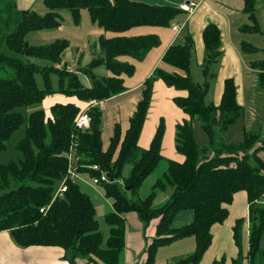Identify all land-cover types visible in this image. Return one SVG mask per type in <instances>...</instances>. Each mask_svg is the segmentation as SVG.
Returning <instances> with one entry per match:
<instances>
[{
	"label": "trees",
	"instance_id": "trees-1",
	"mask_svg": "<svg viewBox=\"0 0 264 264\" xmlns=\"http://www.w3.org/2000/svg\"><path fill=\"white\" fill-rule=\"evenodd\" d=\"M241 1L242 11L249 18V24L242 27L241 32L262 33L256 10L258 0ZM43 3L48 11L40 15L31 9H18V4L6 0L9 12L6 18H0L4 33L0 38V71L5 75H0V153L7 149L6 144L13 134L27 122L26 135L17 144L22 159L0 164V232H8L21 248L59 247L70 264H81V261L83 264H123L127 232L125 216L136 213L145 227L153 219H160L156 236L147 249L146 264H156L160 248L185 238L195 240V251L173 264H200L213 243L212 228L224 224L235 195L245 192L249 215L235 222L233 239L238 254L229 264H243L246 259L248 264H264V160L260 156L264 153V137L261 138L264 131L243 128V140L231 143L221 137L217 143V136L244 120L245 110L239 102L234 78L224 80L219 104L207 101L212 82L218 76L214 67L220 66L223 56L219 26L208 24L202 33L204 58L200 69L203 84L195 82L190 69L195 42L189 36L185 43H175L163 55L164 63L179 72L155 69L140 89L139 101L128 126L125 129L116 124L109 145L105 147L104 115L99 104L126 93L129 89L124 84L125 77L134 75L135 62L144 61L151 50L161 45L157 34L129 36L127 33L141 27L169 28L187 12L181 7L134 0H43ZM60 9L68 10L76 24L81 23V11L86 9L94 24L115 35L99 38L103 57L93 59L81 70L90 78L91 88L84 87L79 74L69 72L63 65L62 55L69 48V41L61 39L45 46H31L26 39L34 31L60 28L63 22ZM5 44L22 58L3 53ZM241 52L251 54L258 49L246 42L241 45ZM122 57H130L134 62L123 61ZM41 61L48 64L42 65ZM100 65L106 66L113 75H96L94 69ZM251 66L259 71L258 89L262 91L264 60L253 62ZM38 73L43 75L45 89L37 86ZM51 73L59 75L62 94L76 97L85 105L55 104L49 113L37 109L28 116L20 112L21 108L42 104L47 95L56 92L52 88ZM157 81L187 92L186 97L174 99L175 105L190 118L176 126V150L185 156V161L169 160L151 194L134 199L135 193L165 161L162 156L166 129L163 121L149 149L141 148L138 142ZM92 101L99 104L89 110V129L75 130L76 120ZM194 120H198L207 140L204 145L196 140ZM72 142L77 145L80 164L84 165L77 171L79 175L87 174L94 180L105 172L117 178L115 182L100 184L113 208L104 217L110 229L106 248L102 247L100 221L90 195L77 182L68 180L66 192L56 196L67 175ZM94 165H98L100 171L89 168ZM126 167H129V173L125 176ZM127 187L133 188L127 191ZM167 189H173L170 199L157 206L158 195ZM182 211L193 212L194 219L190 224L174 228L172 224ZM245 239L248 240L247 255ZM227 262L225 256L212 264Z\"/></svg>",
	"mask_w": 264,
	"mask_h": 264
},
{
	"label": "crops",
	"instance_id": "crops-1",
	"mask_svg": "<svg viewBox=\"0 0 264 264\" xmlns=\"http://www.w3.org/2000/svg\"><path fill=\"white\" fill-rule=\"evenodd\" d=\"M34 1L35 0H17V4L20 9H32L31 7L34 4ZM148 2L156 5L161 4L173 7H181L189 2H194L197 3L198 6L193 13H183L180 15L174 23L165 30L143 31L145 29H141L139 32L145 34H137L146 35L147 32L157 34L160 37L161 45L159 48L157 47V49L154 48L151 50L147 54V58L144 61L136 62L138 70L146 64H148V66L143 75H140L134 80H130V83L125 85L129 90L119 97L106 101V103H103L101 106L104 115L102 129L105 147H108L109 145L108 142L112 136L114 130L113 127L116 124L122 125L125 129L128 126L129 119L133 116V112L139 101L138 97L140 89L142 88L144 81L154 73L155 69H163L169 73L179 72V70L174 69L163 61V55L172 45L175 43L183 44L185 43V38L191 36L195 42L194 55L196 67L200 68L204 58L202 33L208 24L219 26L222 36L221 39L223 40V56L220 61L221 67L219 66L222 69L219 74V78L216 81V85L214 86L212 84L209 91L208 95L212 94L213 97L211 102L215 104L220 103L224 80L227 78H234L238 87L239 102L245 110L244 120L242 121L243 128L246 130L260 129L263 131L261 126V120L263 118H260L259 123L258 110L256 108V94L258 93L262 96L264 95V91L262 90L259 93V71L255 70L251 64L253 62L264 60L263 57L260 58L261 52H264V0H258L256 9L259 24H261L263 30L260 34L241 32V28L249 24L248 16L242 11L244 5L241 0H148ZM175 26L180 27V30H174ZM62 28V25L58 28L60 32ZM90 30L94 38L99 39L101 36H104L103 30H99L98 28H95V26L90 28ZM136 30L138 31L140 29ZM58 38H61L60 34L54 35V39ZM246 42L256 47L258 52L251 53L250 55H247L249 53L246 54L241 52V45ZM190 69L191 72L194 73L192 63ZM186 96L187 92L169 87L163 81L155 82V89L152 97L153 101L138 142L141 148L149 149L152 143L151 141L157 132L158 125L161 121L164 122L166 129L162 144V156L165 158L163 168L166 167L169 160L178 163L185 161V156L180 153L178 154L176 150V126L188 121L187 119L189 117L175 105L174 99ZM53 100L57 103L62 102L58 99ZM262 154L264 155V153H261L260 156L264 160V156ZM79 176L81 177V180L77 183L80 187H86L90 191V197L92 196V200L93 198H97L96 191L98 190L96 186L94 187L90 184L88 175L82 173ZM160 177L161 175L156 177L152 174L151 177L144 182V184H146V182H151L150 185L154 186L155 181ZM143 186L138 190V195H136L137 197H140ZM99 189L103 191L102 188ZM172 193L173 189H171L169 195L167 193V200ZM160 195H162V193H160L159 196ZM163 204L164 203H159L157 205L162 206ZM108 207L110 211H112L113 208L111 202ZM228 209L230 210V215L224 224H216L212 228L213 243L210 249L205 253L206 255L200 264H212L214 260L225 256L228 259L227 264H229L230 260L237 256V248L233 239V227L239 218H247L249 215L248 195H246L245 192H238L235 195L233 204L230 205ZM110 211L108 213H110ZM108 213H106V215ZM125 218L127 232L125 237L126 248L123 256V264H136V262H138L137 264H142L141 262L146 264L148 260L147 249L149 245L152 244L153 238L156 236L157 225L159 224L160 219H154L148 228H146L139 215L136 213H128ZM193 219V212L182 211L181 214L176 217L174 222L178 228H181L183 225L190 224ZM222 237L224 239L223 241L221 240ZM194 244L195 240L193 238L192 240L191 238H185L170 245L180 246V249L177 252L180 254L177 255H180L179 258H181L192 253ZM159 252L157 254L158 257L156 259V264H169V260L167 261L166 257L162 258V255H160ZM64 254L65 252L63 249L55 246H32L26 247V249L21 248L14 243L8 232H0V264H70L64 259ZM80 263L83 264L82 261Z\"/></svg>",
	"mask_w": 264,
	"mask_h": 264
},
{
	"label": "rangeland",
	"instance_id": "rangeland-1",
	"mask_svg": "<svg viewBox=\"0 0 264 264\" xmlns=\"http://www.w3.org/2000/svg\"><path fill=\"white\" fill-rule=\"evenodd\" d=\"M12 1H14L17 4V0H12ZM134 1L142 2V3H145V2L150 3V2H148V0H134ZM170 1H174V0H170ZM33 3L34 4L32 5L31 10L36 11L40 15L46 14L48 9L45 7L43 0H35ZM150 4H152V3H150ZM7 7L8 6L6 4V0H0V18H2V17L6 18L7 17V14L9 12ZM18 9H20V7H18ZM18 9H16V10L18 11ZM82 13H83V16H82ZM59 14L61 15V17H63V22H62L63 28H62L61 32L59 31V29H51V30H47V31H34L33 34H29L26 39L31 46H33V45L45 46L47 44H51V43H53L57 40H61V39H66L67 41H69L70 46H69V48H67L65 50V52L62 55L63 65H65L67 67V70L69 72L79 74L80 81L84 87L91 88L90 78L87 75H85L84 73H82L81 70L88 67L91 64V62L93 61V59L103 57V54H102V51L100 48V44L98 43L99 39L94 38L92 36L90 28H93V26H95V28H98L99 30H102V29L100 27H97L98 25L94 24L91 21V16H89L88 10H86V9H83L81 11L82 21L80 24L74 23L73 18L70 15V12L66 9H60ZM136 29H140V30L137 31ZM141 29H145L143 31H146V30H161V29L165 30L166 28H152V27L134 28V29H132V31L128 32L127 35L132 36V35H137V34H145V33L139 32V31H141ZM103 32H104V35L107 36L108 38L115 36L112 33H106L104 30H103ZM150 32H152V31H150ZM148 33L149 32H147V34ZM56 34H60L61 38L54 39V35H56ZM3 35H4L3 27L0 24V38L3 37ZM2 52L6 53L7 55L14 57V58H18V59L22 58L21 54H17L14 51H12L6 44L2 48ZM247 55H250V54H247ZM261 57L264 58V52H261L260 58ZM122 60L127 61V62H131V63L134 62L130 57H122ZM40 63L42 65L48 64L44 61H41ZM135 64H136V62H135ZM147 66H148V64H146L145 66H142V68L140 70H138V68H137L138 66L136 64V68H137L135 70L136 73L134 74L133 77H125V85L129 84L130 80H134V79L138 78L140 75H143L145 73ZM192 67L194 69V73H192V75H193L195 82L203 84L204 78L202 75V69L196 67L195 55L192 59ZM220 67H219V65H218V68L214 67L215 71L218 74L217 78L212 82L214 86L216 85V81L218 80L219 74L221 73L222 68H220ZM94 73L98 76H101V77L113 75L112 72H110L106 68V66H104V65H100L96 69H94ZM51 74H52L51 75L52 88H54V90H56V92L47 95L46 98L44 99V101L42 102V104L35 105L33 107H28V108L27 107L21 108L20 112H22L23 114L28 116L31 112H34L37 109H43L47 113H49L51 106H53L55 104H64V103L72 102V103H76V104H80V105H85V103L83 101L78 100L76 97H70L64 93L62 94L60 92V77H59V75L55 74V73H51ZM0 75L5 77V75L1 71H0ZM36 75H37L36 76L37 86L39 87V89H45L43 75L40 73H38ZM65 84H67V83H65ZM260 92L261 91L259 90V93ZM256 95H257L256 108L258 110L259 123H260V118H263L261 120V126H262L263 131H264V95L261 96L258 93ZM53 99H58V100H61L62 102L57 103ZM212 100H213L212 94L208 95L207 101L211 102ZM51 104H53V105H51ZM102 105H103V102L99 104L100 107ZM187 120L190 121V118H188ZM193 126H194V131H195V137H196V140H198V143H200L201 145L206 144L207 140H206V138H205V136L201 130V126H199L198 120L193 121ZM26 128H27V122L24 123L22 125V127L19 130H17L13 134V136L8 140V142L6 144L7 149L0 153V164H8L10 160L18 161V160L22 159V155L17 148V144L26 135V132H25ZM255 130L260 131L259 129H255ZM243 133H244L243 124H242V121H240L235 127L231 128L228 132L222 134L220 137L217 136V138H216L217 143H219V141L221 140L220 139L221 137L226 142L236 143L238 141L243 140L242 139ZM263 137H264V132H263L261 138H263ZM164 163L165 162L160 163L158 165V167L155 169L156 171L153 173L154 176H156V177H158V175L162 176L165 173L166 167L163 168ZM127 170H128V167H126L124 169V175L125 176L128 174ZM80 179H81V177L78 178V180H80ZM88 179L90 180V184H93V179L90 178V176H88ZM150 183L151 182H146V184H144V186L142 188V192L140 194L141 198L146 197L149 194H151L154 186L150 185ZM81 187L87 194L91 195L90 191L86 187H83V186H81ZM96 188L99 192L96 191L97 198H95V199L93 198V201L95 202V205H96V209H97L96 215H97L98 220L100 221V229H101L102 235H103L102 247L106 248L107 247L106 241L110 237V229L104 222V216L106 215V213H108L110 211V209L108 207L110 205V201L106 200L105 196L103 195V191L99 189V188H102V186L96 185ZM170 191H171V189H167L166 192L162 193V195H160V196L158 195V197H157L158 199L156 200L155 204L156 205L159 203L165 204L166 200H167L166 195H167V193L169 195ZM137 192L135 193L134 199H136V197H137L136 195H138ZM168 199H170V198H168ZM188 212H190V211H188ZM148 226L146 228H148ZM172 226L174 228H178V226L175 225V222H173ZM223 237H224V235H223ZM223 237L221 238L222 241L224 240ZM191 240H192V238H191ZM244 242H245L244 249L246 252L248 240L245 239ZM170 246L171 245L164 247V248H161V250L159 252L160 255H162V258L166 257L167 261L169 260L168 261L169 264H173L175 261H177L183 257L192 255V253H194V251H195V244H194V248H193V251L191 254L179 258L180 255H177V254H180V253H177V252L179 251L180 246H171V248H170ZM246 255H247V252H246ZM141 263L143 264V262H141ZM243 264H248L247 259L243 262Z\"/></svg>",
	"mask_w": 264,
	"mask_h": 264
},
{
	"label": "built area",
	"instance_id": "built-area-1",
	"mask_svg": "<svg viewBox=\"0 0 264 264\" xmlns=\"http://www.w3.org/2000/svg\"><path fill=\"white\" fill-rule=\"evenodd\" d=\"M198 4L194 2H189L188 4H184L181 6V9L184 12L187 13H193V11L197 8ZM174 30L179 31L180 27L175 26ZM99 103L96 101L90 102L82 111V113L79 115L78 119L75 122L74 128L77 131H87L89 129L91 124V116L89 115V110L93 107L98 105ZM81 158L77 156V145L72 142V145L70 147L69 153H68V168H67V175L62 181L61 185L59 186V189L56 193V196H62L64 192L67 190L66 182L68 180L78 182L79 173L77 171L80 169V167H84V165L80 164ZM91 170L98 171V166L89 167ZM110 178L108 177V174L105 172H102L101 176H98L94 178L92 186L100 185L101 183H109ZM50 208V207H49ZM47 208V210L49 209ZM42 213H45V210H41ZM138 262H136L137 264Z\"/></svg>",
	"mask_w": 264,
	"mask_h": 264
},
{
	"label": "water",
	"instance_id": "water-1",
	"mask_svg": "<svg viewBox=\"0 0 264 264\" xmlns=\"http://www.w3.org/2000/svg\"><path fill=\"white\" fill-rule=\"evenodd\" d=\"M206 159H208V157H206ZM108 177L110 178V181H111V182H115L116 179H117L116 176H112L110 173H109ZM132 188H133V187H127L126 190H127V191H130Z\"/></svg>",
	"mask_w": 264,
	"mask_h": 264
},
{
	"label": "bare ground",
	"instance_id": "bare-ground-1",
	"mask_svg": "<svg viewBox=\"0 0 264 264\" xmlns=\"http://www.w3.org/2000/svg\"><path fill=\"white\" fill-rule=\"evenodd\" d=\"M94 166H98V165H94ZM94 166H93V167H94ZM98 168H99L98 171H100V167H99V166H98Z\"/></svg>",
	"mask_w": 264,
	"mask_h": 264
}]
</instances>
